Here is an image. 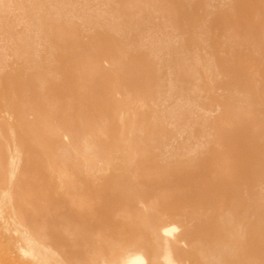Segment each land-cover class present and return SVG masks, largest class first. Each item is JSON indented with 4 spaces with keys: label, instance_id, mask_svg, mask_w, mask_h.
I'll use <instances>...</instances> for the list:
<instances>
[{
    "label": "bare ground",
    "instance_id": "bare-ground-1",
    "mask_svg": "<svg viewBox=\"0 0 264 264\" xmlns=\"http://www.w3.org/2000/svg\"><path fill=\"white\" fill-rule=\"evenodd\" d=\"M75 1L0 0V30L1 33L4 31V34L0 33V39L4 40L0 41L3 42L0 47L4 45L0 48L1 55L4 50V57H0V113L4 107L7 119L6 124L0 122V143H4L7 152L5 165L3 161L1 163L5 157L0 158V169L6 170L8 177V185L5 181L0 182V187H8L0 188V208L5 205L11 209L14 202L15 210L11 211L14 214L17 211L16 216L20 215L19 209L20 213L21 209L24 212L21 213L24 221H20L24 227L20 225L19 229L14 225L19 236L17 250L38 264H182L184 260L189 264H264V0H227V7L224 0L222 4L206 0L218 6V10L220 5L225 6L218 11L211 5L214 10H210L218 12L209 10L212 14L209 17L208 10L202 9L206 11L202 13L198 7L189 8L187 3L193 0L186 3V0H104L110 3L106 6L103 2L89 0L96 6L99 4L97 11L110 6L112 11L109 8L108 13L102 9L103 17L95 5L92 9L99 14L89 13L88 8L81 9L87 12L82 13L80 6L75 10L72 7V10L70 4ZM81 3L79 5L85 7L88 1ZM150 14L160 17L158 21L154 18V27L164 28L166 22V26L173 27L176 33L180 34L182 29L188 33L187 39L184 35L177 38L173 28L171 32L176 38L168 33L172 42L184 39V45L173 42L182 47L187 45L184 51L190 46L195 47L190 45L195 37L192 33L207 35L205 39H202L205 36L196 37L203 41L208 37V44L213 41L209 46L210 49L214 47V50L209 49L212 54L205 49H208L207 43L201 52L205 50L206 54H211L209 59L206 58L207 62L212 65L217 62L219 70L216 65V70L214 65L213 68L219 73L213 71V75L212 65L206 61V65L200 63V68L194 67L199 65L201 55L196 52L200 55L198 61L191 60L187 57L188 51H180L181 46L177 45L181 54L175 51L168 56L175 47L170 37L165 40L172 45H165V40L158 37L157 33L163 34L158 29L157 33L151 31L153 34L146 35L148 41L145 37L142 41L141 37L136 39L138 35H145L140 30L144 28L143 31L148 33L152 28L147 25L152 26L150 19L154 20ZM196 16L201 18L200 21ZM198 24L206 25L207 29ZM144 26L150 29L146 30ZM208 28H214L215 35ZM36 34L43 40L41 48L40 44L35 47ZM1 35L6 36L1 38ZM219 37L228 43L218 42ZM39 41L37 39L36 43ZM199 42L196 50L203 47ZM160 44L164 45V50ZM218 45L225 48V57L232 47L236 49L226 59L220 55L222 51ZM227 45L232 47L228 50ZM39 48L41 52L37 50ZM162 52L166 57L165 54L159 56ZM174 54H183L182 58L187 57L195 63L186 66L187 60L181 58L187 69L181 70L182 63ZM214 55H217L216 59ZM163 56L168 64L171 59L181 63V69L179 64V68L176 65L178 73L174 65L173 68L160 61ZM212 57L216 61L209 63ZM163 63L165 69L170 73L173 70L177 76L164 68L162 71L173 75L175 81H172L180 85L177 88L168 75L171 89L168 88L165 76L163 86L168 88H165L166 92L170 89V93H165L168 97L164 98L170 100L174 96L177 101L175 96L178 94L174 92L178 89L189 95L182 94L183 97L190 98L189 104L180 96L183 105L179 98L178 104V101L174 102L167 110L163 107L168 116L177 120V117L173 118L176 110L182 119L181 108H171L175 105L186 106L184 112L190 110L191 114L193 110L188 105L192 104L194 108L197 103H191V98L199 91L195 96L197 99H208L207 106L215 103L219 108L217 119L198 115L212 125V133L205 121L206 125L202 124L203 120L199 119L197 125L189 122L190 118L195 121L192 114H199L202 108L199 106L198 109L199 104L195 106L198 111L194 108L196 113L182 119L185 124L189 122L187 127L181 121L180 127L177 121L175 130L178 127L181 131L172 130V123L175 126L177 122H170L171 116L167 120V124H171L167 126L165 115L161 113L164 112L162 104L161 111L158 109L160 93L164 89L161 76L165 73H161L160 68ZM217 75L220 77H215ZM191 78L198 79L194 82L199 84H193L195 90L189 84ZM187 84L192 90L186 89ZM183 86L186 88L180 89ZM197 86H209V91L204 88L205 93L201 94L203 88L198 90ZM172 88L174 91L171 92ZM200 94L202 98H199ZM199 123L211 134L205 127L201 132ZM191 124L197 130L194 134L212 135L210 140L206 137L207 142L202 144L204 148L200 145L190 147L193 151L200 148L193 155L188 153L191 145L187 144L188 139L194 137ZM171 130L181 132V135L185 132L182 140H186V149L180 144V148L177 147L176 143L179 154L175 151L174 154L175 147L169 146L170 137L177 135L173 137ZM163 149H166V156ZM15 201L21 205H16ZM117 206L119 228L115 226ZM63 220L78 222L73 234L79 238H87V231L92 233L91 227L102 222L106 225L103 237L111 242L105 249L90 244L86 250L90 252V258L84 263L64 258L47 240L52 237L65 239L68 235L46 228L50 221ZM178 226L182 228L179 237L168 239ZM179 240L186 246L181 247ZM75 243L79 244L78 241Z\"/></svg>",
    "mask_w": 264,
    "mask_h": 264
},
{
    "label": "rangeland",
    "instance_id": "rangeland-1",
    "mask_svg": "<svg viewBox=\"0 0 264 264\" xmlns=\"http://www.w3.org/2000/svg\"><path fill=\"white\" fill-rule=\"evenodd\" d=\"M74 1H75V0H74ZM76 1H77V0H76ZM76 1H75V2H72V3L70 4V5H71V8L73 7L74 10H75V7H76V9H78L79 6H80V7H81L80 10H81V9H84V10H85L86 8H88L87 11H88L89 13H94L95 10L92 9V6L95 5L94 7H96V11H97V6H99V4H97V6H96V4L92 3V2H91L92 0H91V1H89V0H85V3H87V1H88L87 5H86L85 7H83V5H79V3L82 4L81 2H83V0H81V1L79 0V1H80L79 3H77ZM93 1H94V0H93ZM96 1H97L98 3H99V1H100V2H103V4H104L105 6H106V4H109V5H110V3H107V2H105L104 0H96ZM109 1H110V0H109ZM109 1H108V2H109ZM184 1H185V0H184ZM189 1H190V0H189ZM212 1H214V2H216V3H217V2L221 3L223 0H212ZM212 1H208V2H212ZM226 1H227V0H224L225 4H226ZM228 1H231V0H228ZM186 2H188V1L186 0L185 3H186ZM205 2H206V0H205V1H201V0H200L199 2H197L196 0H195V1L193 0V1H190V2L187 3L190 7H189L187 4H186V6H187V8L189 7L190 9H191V7H198V8L201 9V11H202V9H204V10H208L207 13H206V11H202V13L205 12L207 15L209 14V15L207 16V17H209L210 15H212V14L209 12V10L212 9V7H211L212 3L210 4V3H208V2H206V3H205ZM214 2H213V4H214ZM51 3H52V2H51ZM85 3H84V5H85ZM100 4H101V3H100ZM202 4H203L204 6H202ZM206 4H207V5H206ZM208 4H210V6H209ZM221 4H222V3H221ZM223 4H224V3H223ZM55 5H56V4H55ZM58 5H59V4H58ZM101 5H102V4H101ZM104 5H102V6H104ZM112 5H113V4H111V6H112ZM205 5H206V6H205ZM218 5H219V4H218ZM227 5H228V2H227V4H226V7H227ZM212 6H213V5H212ZM220 6H222V7L220 8ZM220 6H219V10H220V9H223V8L225 7V6L223 7V5H220ZM50 7H52V5L49 6L48 8H50ZM53 7H54V5H53ZM201 7H203V8H201ZM214 7H215V5L213 6V8H214ZM216 7H218V6H216ZM216 7H215V8H216ZM73 8H72V10H73ZM109 8H110V6H107L106 8L102 7L103 10H105V9L108 10L106 13L110 12V11H109ZM51 9H53V8H51ZM69 9H70V8H69ZM100 9H101V8H100ZM102 9H101V11L98 10L99 13H100V15H102V11H103ZM72 10H71V11H72ZM106 10H105V11H106ZM110 10L112 11L111 8H110ZM212 10H214V9H212ZM215 10H218V9L216 8ZM219 10H218V11H219ZM96 11H95V12H96ZM98 11H97V12H98ZM114 11H115V10H114ZM114 11H113V13H114ZM199 11H200V10H199ZM210 11H211V10H210ZM218 11H217V12H218ZM81 12H82V13H87L86 11L83 12L82 10H81ZM97 12H96V13H97ZM211 12H212V11H211ZM217 12H216V11H213L212 13H215V14H216ZM99 13H97V14H99ZM115 13H116V11H115ZM205 13H204V14H205ZM103 14H105V13H103ZM204 14H203V15H204ZM215 14H213V15H215ZM106 15L108 16V14H106ZM200 15H202V14L200 13ZM104 16H105V15H104ZM107 16H106V17H107ZM109 16H110V15H109ZM111 16H112V15H111ZM113 16H114V15H113ZM150 16L152 17V19H154V18L156 19V18H157L156 20L158 21V17H159V16H157V17H153L151 14H150ZM154 16H156V14H155ZM102 17H103V15H102ZM198 17H199V15H198ZM204 17L206 18V15H205ZM204 17H202V19H203ZM107 18H108V20H110L109 17H107ZM107 18H106V19H107ZM110 18H111V17H110ZM114 18H115V17H114ZM114 18H113V19H114ZM195 18H196V20L198 19L199 21H200V19H201V18H197V16H196ZM210 18H211V17H210ZM210 18H209V19H210ZM149 19H150V18H149ZM149 19L147 18V20H149ZM155 19L152 20V21H151V19H150V22L152 23V26H151V24H147L148 22L146 23V24L148 25V27H152V28L154 27V26H153V21L156 22ZM193 19H194V18H193ZM159 20H160V17H159ZM161 20H162V19H161ZM163 20H164V21H163ZM163 20H162V23L165 22V19H163ZM196 20H194V21H196ZM198 20H197V21H198ZM205 20H207V19H205ZM194 21H193V22H194ZM159 22L161 23V21H159ZM193 22L191 21V23H193ZM201 22H202V20H201ZM210 22H211V20H210ZM168 23H169V22H167V24H168ZM191 23H190V24H191ZM197 23H198V22H197ZM199 23H200V22H199ZM204 23H206V22H204ZM208 23H209V22H208ZM211 23H213V21H212ZM169 24H170V23H169ZM169 24H168V25H169ZM190 24H189V25H190ZM147 25H146V26H147ZM155 25H156V23H155ZM194 25H197L196 22L194 23ZM198 25H201V26H199V27H202V26H203V27H204V26L206 27L207 23H206V25H202V24H198ZM209 25H210V24H209ZM209 25H208V26H209ZM211 25H213V24H211ZM146 26H144V27H146ZM157 26H158V25H156V26H155L156 28L154 27L153 30H152V28L150 29V28H147V27H146V28H145L146 30H147V29H148V30L150 29L148 33H147V32H144V31H143L144 28H143V30H140L139 32H141L142 35H143V34H145V35H143V36L138 35L137 38H136V37H135V38H136V39H139V37H141V40H140V41H142V38L145 37V38H146V41H148L147 37H148V35H150L149 33H152L153 31H156V29H158ZM163 26H164V25H163ZM163 26H162V27H163ZM190 26H191V25H190ZM165 27L167 28V34L164 35V33L166 32V28H165ZM165 27H164L165 30H164V28H161V27H160L161 29H158V30H160V31L163 33V34H162V33H161V34H162L163 36H165L164 38H163L162 35L159 36V35H160V32L157 33V31H156L155 33L158 34V37H162V39H163L162 41H164L165 38H166V40H168L169 38H167V37H170V41L172 42L173 39H172L171 36L173 35V37H174V32H175L176 30H175L173 27H171V28L174 29V32H171V28H170L169 26H166V22H165ZM168 27H169V28H168ZM185 27H186V26H185ZM185 27L183 26L182 28H185ZM192 27H193V26H192ZM205 27H204V29H207V28H205ZM209 27H210V26H209ZM214 27L216 28L217 26L214 24ZM17 28H20V26L17 27ZM17 28H16V29H17ZM168 29H169L170 32L168 31ZM173 29H172V31H173ZM176 29H178V28H176ZM187 29H190V28H187ZM187 29L185 30L186 33H187ZM193 29H194V28H193ZM195 29L197 30L196 26H195ZM195 29H194L193 31H195ZM198 29H199V28H198ZM201 29H202V28H201ZM146 30H145V31H146ZM162 30H164V32H163ZM190 30H192V29H190ZM208 30H211V28H210V29L208 28ZM208 30H207V32L204 30V32H206L207 34L213 33V34L215 35V33H214L215 31L212 32V30H214V28H212V30L209 31L210 33L208 32ZM151 31H152V32H151ZM182 31H183V32H182ZM182 31H180V32L183 33V34H181V33L179 34V32H178V33L175 32L176 34H178V36H176V37H177V38H178V37L181 38L182 35H184L183 37H185V39H187V37H189V36L187 35L188 33L185 34V33H184V29H182ZM188 31H189V30H188ZM2 32H3V33H1V30H0V33H1V34H4V31H3V30H2ZM196 32H198V31H196ZM196 32H195V33H196ZM202 32H203V30H202ZM168 33H169V34L171 33V34H170L171 36H170ZM138 34H139V33H138ZM152 34H153V33H152ZM192 34H193L192 36L195 35V37H194V39H193L194 41H192V44H190V45H193V46H195V47L197 48L198 46H196V44H198V42H199V40H200L201 42H199V44H201V43L203 44V47L199 45V46H200V49H201V48L204 49V47L207 46L205 43L208 44V41H209V40H208V37H207L206 41L204 40L205 42H204L202 39H205L207 35L205 36V34L202 35L201 33H200V35H199V34H194V33H192ZM213 34H211V35L214 37ZM38 35H39V34H38ZM38 35L36 34L35 37H37ZM146 35H147V37H146ZM189 35H191V34H189ZM196 35H199V36H201V37H202V36H205V37H203V38L201 39L200 37H196ZM1 36H2L1 38H3V37H5L6 35H4V36L1 35ZM155 36H156V34H155ZM186 36H187V37H186ZM192 36H191V37H192ZM208 36L210 37V35H208ZM38 37H39V36H38ZM38 37H37V39H38V40L40 39V41H39L40 43H39V42L36 43L37 39L35 38V40H36V41H35V47H38V45L40 44L39 47L41 48V47H42L41 45H43V43H41V41L43 42V40L41 39V36H40L39 38H38ZM150 37H151V36H150ZM176 37H174V38H176ZM213 37H212V38H213ZM216 37H217V36H216ZM145 38H143V40H145ZM180 38H179V39H180ZM192 38H193V37H192ZM195 38H197V41H196V42H195ZM210 38H211V37H210ZM219 38H220V37H219ZM136 39H135V40H136ZM153 39H155L156 41L159 40V39L154 38V36H153ZM153 39L150 38V41L153 40ZM216 39H218V37H217ZM1 40H3V39H0V41H1ZM166 40L164 41L165 45H167V43H170V45H172L170 41L167 42ZM213 40H214V38H213ZM3 41H4V40H3ZM156 41H155V42L153 41V42L156 43ZM174 41L177 42V43L181 42V40L178 41V39H177V40L174 39ZM174 41H173V42H174ZM183 41H184V39L182 40V42H181L180 44H183ZM202 41H203L204 43H203ZM221 41H222V43H223V42H224V43L227 42V41L225 42L224 39L221 40V38H220V41H218V42L221 43ZM5 42H6V41H5ZM173 42H172V43H173ZM212 42H213V41H212ZM212 42H211V44L209 43L210 45L208 44V46H207L208 49L205 48L207 51L210 49L209 46H212ZM215 42H216V40H214V43H213V44H215ZM218 42H217V43H218ZM2 43H3V42H0V44H2ZM150 43H151V42H150ZM157 43H159V42H157ZM160 43H161V42H160ZM164 43H163V44H164ZM177 43H173V45H172L173 48L175 47V49L171 48L172 46H171V47H168V48L174 50V51H170L171 53L168 52V53H167L168 56L171 57V55H169V54L175 53V51H176V53H177V51H179V50H178V49H179V48H178L179 45H178ZM193 43H194V44H193ZM217 43H216V44H217ZM227 43H228V42H227ZM36 44H38V45L36 46ZM151 44H153V43H151ZM163 44H160V47H161ZM184 44H185V42H184ZM184 44H183V45H184ZM218 44H219V43H218ZM177 45H178V46H177ZM204 45H205V46H204ZM221 45H222V44H221ZM224 45H225V44H224ZM1 46H2V45H1ZM163 46H164V45H163ZM163 46H162L161 48H163ZM167 46H169V44H168ZM176 46H177V47H176ZM180 46H181V47H180ZM180 46H179V47H180V51H181V50H182V52H187V51H188V53H187L188 56H187V57H188V58L191 57V58H189V59H191V60H193V59L195 60V59H196V60L198 61L199 56L201 55V56H200V60H199V65H198V66L194 65V67H196V68H200L199 66H200L201 64H204V63H205V65H206V62L208 61L207 59H209V58H207V57L211 56V54H212V52H211L210 50H212V49L214 48V47H213V48H211V49L209 50V52H211V54H210V53L206 54L207 52H205V50H204L205 54L207 55V56H206V55L204 54V52H203V53L201 52V51H203L202 49H201V50H199V49L196 50L195 47H192V46L189 47V45H188V47H189L190 49L188 48V50H185V51H184L183 49H184V47H186L187 45L184 46V47H182V45H180ZM222 46H223V45H222ZM3 47H4V45H3ZM3 47H2V48L0 47V48L3 49ZM191 47L194 48V50H196V51H194V50H193V51H189V50H192ZM215 47H216V46H215ZM217 47H219V51H220V52H221V51L223 52V53L221 52V54H220L219 51H218V53H219L221 56H223L224 58L227 57L226 59H228V54H229V58H230V54L233 52L232 50H235V49H236V48L232 49V48H233L232 46L227 45L228 50L230 49L229 47H232V48H231V50H230L231 53H230L229 51H227L228 54H227V56L225 57V54H224L225 51L223 50V49H225V48L220 47L219 45H218ZM225 47H226V46H225ZM40 48L37 49L39 52H41V51H40ZM177 48H178V49H177ZM181 48H182V49H181ZM220 48H222V50H220ZM35 49H36V48H35ZM170 49H168V50H170ZM186 49H187V47H186ZM37 50H36V52H37ZM163 50H164V48H163ZM163 50H162V51H163ZM213 50H214V49H213ZM215 50H217V49H215ZM3 51H4V50H3ZM3 51H2V55H1V53H0V57H4V56H3V54H4ZM165 51H167V50H165ZM165 51H164V52H165ZM180 51L178 52V54L180 53ZM198 51H199V52H198ZM160 52H161V51H159V53H160ZM164 52H162L163 54H159V56L165 54V57H166V53H164ZM182 52H181V53H182ZM196 52L199 53L200 55H198ZM227 52H226V53H227ZM181 53H180V54H181ZM194 53H195L198 57H197ZM201 53H202L203 55H205L204 58H203V55H202ZM213 53H214V52H213ZM183 54L185 55V53H183ZM183 54L180 55L181 57H180V56H177V54H176V55L174 54V55H175V58H178V61L180 60L182 64L179 63L180 61H179V62L177 61V62H178V63H177L175 59H173V60H174L176 63L173 62L172 59L169 58V57H168V58L171 59V61H168V58H167V61L169 62V64H168V63H166V61H164V60L166 59L164 56L161 57V59H163V60H160V61H163L166 65H167V64H168V65H171L173 68H174V66L176 67L177 64H179V66H180V64L183 66V64L187 62L186 66H188L189 64L193 65V64L195 63L194 61L191 62V60H190V61L187 60V57L182 58ZM189 54H190V56H189ZM215 54H216V53H215ZM219 54H218V55H219ZM223 54H224V55H223ZM172 55H173V54H172ZM220 55H219V56H220ZM176 56H177V57H176ZM192 56H193V57H192ZM194 56H195V57H194ZM212 56H213V55H212ZM214 56H215V59H216V56H217V55H214ZM221 56H220V57H221ZM179 57H180V59H179ZM223 57H221V58H223ZM159 58H160V57H159ZM164 58H165V59H164ZM172 58H174V56H173ZM181 58H182V60H185V61L187 60V61H186V62H184V61L182 62ZM206 58H207V59H206ZM212 58H213V57H212ZM204 59H205V60H204ZM213 59H214V58H213ZM213 59H211V61H209V63H210V62L212 63V61H213V63H214V62L216 61L215 59H214V60H213ZM201 60H204V61L202 62ZM160 61H159V62H160ZM205 61H206V62H205ZM172 62H173V63H172ZM188 62H190V63H188ZM164 63H163V65H160L161 71H162V68L165 69V67H166V65H165ZM200 63H201V64H200ZM161 64H162V63H161ZM196 64H198V63L196 62ZM207 64H208V62H207ZM216 64H217V62L215 63V65H216ZM173 65H174V66H173ZM191 65H190V66H191ZM208 65L210 66V65H212V64H208ZM213 65H214V64H213ZM213 65H212V68H210V70L212 69V70H211V73L214 71ZM215 65H214V67H215ZM161 66H163V67H161ZM177 66H178V65H177ZM179 66H178V68H179ZM186 66H183L182 69H181V66H180L179 69H181V70H183L184 68L186 69ZM190 66H189V67H190ZM189 67H188V71H191V69L189 70ZM192 67H193V66H192ZM216 67H217V69L219 70V68H218L217 65H216ZM216 67H215V70H216ZM166 68H167V67H166ZM168 68H171V67L169 66ZM176 69H177V67H176L174 70H175L176 73H178L179 71L176 70ZM165 70H168V69H165ZM165 70H163V71L161 72V73H165V74H163V75L161 76V79L163 80L164 77L166 76L165 79H166V81H167V78H168V75H169V74L166 75V71H165ZM186 70H187V69H186ZM193 70H195V69H193ZM218 70H217V71H218ZM217 71H214L215 74H216V73H217V74L219 73V71H218V72H217ZM167 72L170 73V70H168ZM175 72L173 73V70H172L170 74H173L174 77H175V75L177 76V74H175ZM214 72H213V75H214ZM161 73H160V74H161ZM196 73H198V72H195V73H194V74L197 76L199 73H198V74H196ZM179 74H180V73H179ZM189 74H190V73H189ZM173 75H171V76L169 75V77H170V79H171V82L174 84L175 82H173V81H175V80H174ZM210 75H211V74H210ZM193 76H194V75H193ZM171 77H173V78H171ZM211 77H213V76L211 75ZM215 77H220V76L217 75V76H215ZM193 78H194V77H193ZM198 78H200V75H198ZM165 79L163 80V82H162V80H161L162 87L164 88L163 91L165 90V91H164V95H163V97H162V93H163V91L161 90V92H162V93H160L161 99L158 100V101H160V102L158 103V102L156 101V102L159 104L158 109H160V111H161V107H162V110H164V108H166V110H167V109H169L170 106H173V105H174L173 103H174V102H177L179 98H180V100H181V98H182L184 95H185V96L187 95V94H184V90H183L182 88H184L185 86H186V87L189 86V84H190V85L192 84L191 87L194 89V86H195V85L193 86V84H195V83L199 84L198 82H194V81H198V79L193 80V79L191 78V81H192V82L190 81L189 84H187V85L181 87L180 89H182L183 92H179V89H178V90H176V89L179 88L180 85H177V83H175L178 87L175 88V87L173 86V87H174V90H176L174 93H175V95L178 94L179 97H178V95L175 96V97L178 98L177 101H176V99L173 98L174 96H171V99H170L171 101H170L168 98H164V97L167 95V94L165 95V93H168V92L170 93V89H171V87L169 86L170 84H168V83H169L168 81H169L170 79L168 78L169 80L167 81V83H166ZM172 80H173V81H172ZM200 80H201V79H200ZM200 80H199V81H200ZM176 81L179 83L178 80H176ZM164 82L167 84V87L170 88L169 91H167V92H166V90H167L168 88H167L165 85H164L165 87L163 86V83H164ZM187 83H188V82H187ZM185 84H186V83H185ZM171 85H172V84H171ZM181 86H182V85H181ZM186 87H185V88H186ZM191 87L189 86V87H187L186 89H190ZM197 87H198V86H197ZM165 88H167V89H165ZM185 88H184V89H185ZM192 88H191V90H192ZM202 88H203V87H198V90H199V89L202 90ZM204 88H205V90H208V91H209V89H207V88H209V86H208V87H204ZM204 88H203V91H204V92L202 91V93H201V90H200V93H201V94L205 93ZM160 89H162V88H160ZM174 90H173V88H172L171 92L174 91ZM182 90H181V91H182ZM194 90H195V89H194ZM194 90H193V91H194ZM186 91H187V90H185V92H186ZM215 91H217V90H215ZM219 91H220V89H219L217 92H219ZM177 92H178V93H177ZM191 92H192V91H187V93H191ZM196 92H197V90L194 92V94H195ZM198 92H199V91H198ZM198 92L195 94V96H196V95L198 96V94H199ZM169 93H168V95H169ZM174 93H173V94H174ZM179 93H180L181 95H180ZM207 93H208V92H207ZM173 94L171 93L170 95H173ZM182 94H183V96H182ZM201 94H200V97H199V98H202V97H203V95H202V97H201ZM168 95H167L166 97H168ZM192 95H193V93H192ZM204 95H205V94H204ZM208 95H209V94H207V95L205 96L206 99L208 98ZM160 96H158V98H160ZM180 96H182V97H180ZM188 96H189V95H188ZM188 96H186V97H188ZM195 96H194V98H193V97L191 98V103L194 102V101H196V103H197L196 105H194V108H196L198 104H199V105H198V109H200L199 106L202 107V108L205 106V108H206V109L203 108L204 110H202V108H201V109H200L201 111H200V110L198 111V109L196 108V111H198L199 114H192V112H193V113H196V112H195L194 108H192V106H191L192 104L188 105L189 107H191V110H193V111L191 112V114H192L191 117H192V119L195 117V118H194L195 121H192L191 118L189 117V115H191V114H189L190 110H188V109H190V108L187 109V110H188V111H187L188 113L186 112V110H185V112H186V113H185V112H184V109L186 108V106H184V107L182 106V105H183V102H184V101L182 102V100H185V101H186L185 103H186V104H189V102H190L189 99H190V98L183 97L182 100L180 101V102L182 103V105H181V103H180L179 105H181V106L183 107V109H182V107H179L178 105H175V107H171V108H174V109H176V108H177V109H178V108H181L182 111H180V109H179V114L182 115L181 118H182L183 120H186L187 118H190L189 122L191 121L192 123H195V125H197L196 122H199L198 120L201 118V117L198 116V115H200V113H201V115L203 114L204 118H205V117H208V118H210V117L214 118V117H215V118L217 119V118H218L217 113L219 112V108L216 107L217 105H215V103H212L211 105L208 104V106H207V105H206V104H207L206 101H207L208 99H207V100L197 99L198 97L196 98ZM162 98H163V99H162ZM167 99H168L169 101H168ZM204 99H205V98H204ZM161 100H162V101H163V100H166V101H165V102H164V101L161 102ZM187 100L189 101L188 103H187ZM169 102H170V103H169ZM164 103H165V104H164ZM178 103H179V101H178L176 104H178ZM185 103H184V104H185ZM194 103H195V102H194ZM194 103H193V104H194ZM161 104H162V105H161ZM171 104H172V105H171ZM186 104H185V105H186ZM160 105H161V107H160ZM165 105H167L168 107H165ZM169 105H170V106H169ZM195 106H196V107H195ZM163 107H164V108H163ZM156 108H157V107H156ZM171 108H170V110H171V112H172V109H171ZM174 109H173V110H174ZM4 110H5V108L2 107V108H1V111H2V112L0 113V122L3 123V124H6V123H7V119H6L5 115H4ZM166 110H164V112H161V113H163V114L165 115V122H166V124H167V120L169 121V118H168V117L171 116V115L168 116V114H167L168 112H167ZM170 110H169V111H170ZM216 110H217V111H216ZM165 111H166V112H165ZM175 111H176V110H174V113L176 114V116H175V114H174V115H173V116H174L173 118L177 117V120H176V118H175V120H176V122L178 121V122L180 123L179 126L181 125V122H183V123L185 124V122H184L182 119H180V117H178V112H177V111L175 112ZM206 111H207V112H206ZM182 113H183V114H182ZM206 113H207V115H206ZM171 114H172V113H171ZM185 114H186V115H185ZM188 114H189V115H188ZM2 115H3V116H2ZM183 115H185V117H184L185 119L183 118ZM193 115H194V116H193ZM201 115H200V116H201ZM218 115H219V114H218ZM179 116H180V115H179ZM196 116H197V117H196ZM2 117H3V118L5 117V119H3ZM186 117H187V118H186ZM166 118H167V119H166ZM196 118H197V121H196ZM204 118H202L203 121H202L201 119H200V120L203 122V123H202L203 125H206V124H205V122H206V123H207V127H209V130H210V128L212 127V125L209 126V125H210L209 122H207V120H204ZM2 119H3V120H2ZM171 119H172V116H171ZM171 119H170V122H171V121H173V122L175 121L174 119H172V120H171ZM179 119H180V120H179ZM194 119H193V120H194ZM206 119H207V118H206ZM216 119H214V120H216ZM180 121H181V122H180ZM204 121H205V122H204ZM208 121H210V120H208ZM176 122H174V123H176ZM178 122L176 123L175 126H173V123H172V130H173V129H174V130L176 129V126L178 125ZM189 122H187V123L189 124ZM191 122H190V123H191ZM183 123H182V124H183ZM187 123H186V124H187ZM200 123H201V122H200ZM200 123H199V125L201 126L202 124H200ZM169 124H171V123L168 122V124H167L168 127H169ZM186 124H185V125H186ZM185 125H184V126H185ZM195 125H194V126H195ZM199 125H198V126H199ZM203 125H202L201 127H200V126H199V127L202 128ZM170 126H171V125H170ZM187 126H188V125H186V127H187ZM192 126H193V125L191 124V127H192ZM173 127H175V128H173ZM180 127H182V125H181ZM186 127H185V132H187V133H186V136H185V137L188 138L189 133H188V129H187ZM189 127H190V126H189ZM195 127H196V126H195ZM204 127H205V126H204ZM204 127H203V128H204ZM192 128H194V127H192ZM197 128H198V127H197ZM203 128L200 129L201 132H204V129H203ZM205 128H206V127H205ZM177 129L179 130L178 127H177ZM181 129H182V128H181ZM172 130H171V134L173 135V137L175 136V134L178 135V133H180V134H179L180 136H179V135H178V136L176 135L177 138L174 137V138H176V140H174V138H172V137L169 136V137L171 138V140H170V141H171V145H169V146H170V147L173 146V147L176 148V143H177V147H179V144H180V147H181V145H184V146H183V148H184V147L186 146V144H185V143H186V142H185L186 140L183 141V140H184L183 137H184L185 132L182 131V132H184V133L181 135V132L173 133ZM178 130H175V131H178ZM183 130H184V128H183ZM190 130H191V128H190ZM198 130H199V129H198ZM202 130H203V131H202ZM207 130H208V128H206L205 131H207ZM209 130L207 131L208 133H210ZM179 131H181V130H179ZM194 131H197V130L194 128V129H192V131H191L192 134L190 133L191 135H194V137L191 136L190 140L188 139V141H187V144L191 145V146H189V149H190V147H191V148H194V147H196L197 145L203 146L202 144H203L205 141L207 142V138H206V137L212 136V135H209V136H205V137H204V133H201V134H202V136H201V135H199V133H198V135H197L196 132H195V134H196V136H195V134L193 133ZM200 131H199V132H200ZM210 131H211V130H210ZM211 133H212V131H211ZM211 133H210V134H211ZM200 136H201V137H200ZM170 138H168V140H169ZM182 138H183V140H182ZM187 138H186V139H187ZM204 138H205L206 140H205ZM172 140H173V141H172ZM179 140H181L183 143L180 142ZM209 140H210V137H209ZM209 140H208V141H209ZM165 141H166L165 143L169 144V143H168L169 141H168V142H167V140H165ZM179 142H180V143H179ZM174 143H175V144H174ZM195 144H196V145H195ZM206 144H207V143H206ZM165 145H166V144H165ZM204 146H205V145H204ZM204 146H203V148H204ZM180 147H179V148H180ZM198 147H199V146H198ZM0 148L3 149V150H2V149L0 150V158L2 159L3 156L5 157V158H3V159L1 160V163L4 162L3 164L5 165V164H6L5 161L7 160V152H6L5 148H4V143H3V142L0 143ZM164 148H165V146H164ZM166 148H167V150L169 149V148H168V145L166 146ZM171 148H172V147H171ZM175 148H173L174 150L170 149L169 151L172 150L173 152L175 151V152L177 153V148H176V149H175ZM183 148H181V151H182ZM187 148H188V147H187ZM203 148H202V149H203ZM185 149H186V147H185ZM185 149H184V150H185ZM189 149H188V153H189L190 155L196 154L198 151H200V148L197 149V151H196V150L193 151V150L190 149L191 152H189ZM195 149H196V148H195ZM178 150H179V149H178ZM169 151L167 152V154L169 153ZM179 151H180V150H179ZM179 151H178L177 154H179ZM185 151H187V150H185ZM163 152H164V154H165V156H166V153H165V152H166V149H165V150L163 149ZM173 152H171V154H172ZM175 152H174V154H176ZM194 152H196V153H194ZM180 153H181V152H180ZM182 153H183V151H182ZM191 153H192V154H191ZM174 154H172V155H174ZM186 154H187V153H186ZM2 155H3V156H2ZM187 155H188V154H187ZM168 156H169V155H168ZM2 161H3V162H2ZM6 162H7V161H6ZM6 172H7V171L4 170V169H2V168L0 169V180H1L2 178L4 179V180H1L0 182L2 183V181H5L4 183H5L6 185H8V183H7L8 177L6 176V175H7ZM3 173H4V176H2ZM97 178H98V176H97ZM1 183H0V184H1ZM6 185H3L2 187H6L5 189H7L8 187H7ZM2 187H0L1 190L4 189V188L2 189ZM5 189H4V190H5ZM15 202H16V205H17V203L19 204L18 201H15ZM14 205H15L14 202H12V203H11V209H10V207H7V206H5V205H2L1 208H0V264H8V263H9V264H38L36 261H34L33 259H31L28 255L22 254L21 252H19V250H17V248H18V244H19V242H18V241H19V236H18V233H17L16 230H15V227H16V225H17V227H19V229H20V225H21V228H23L25 224H24V223L22 224V223L20 222V221L23 220V216H22L21 213H24V212H22V209H21V213H20V209L16 207L17 209H19V214H20V215H18V216H16V215L18 214L17 211H15L16 214H14V211H11V210H15V206H14ZM19 205H21V204H19ZM20 207H22V206H20ZM24 208H25V207H24ZM115 211H117V213H116V214H117V217H116V218H117V219H116V222H117V223H116L115 226H116L117 228H119V206H117V207L115 208ZM12 212H13V215H12ZM8 213H9V215H8ZM13 216H14V217H13ZM18 217H19V218H18ZM15 219H16V220H15ZM17 221H18V222H17ZM23 221H24V220H23ZM23 221H22V222H23ZM13 223H16V224H13ZM10 224H11V225H10ZM61 224H62V225H61ZM14 225H15V227H14ZM22 225H23V227H22ZM105 226H106V225L103 224L102 222H97L96 224H94V225L91 227V229L93 230V231H91L92 233H90V232L87 231V238H86L85 236H84V238H83V237H82V238H79V237L74 236V234H73V233L76 231V229L78 228V222L71 221V220H63V221H61V222L53 223V222L50 221V222H48V223L46 224V228H47L48 230H52V229H54V230H58L59 232H65V233L68 235V237H66L65 239H58V238H53V237H52V238H49L47 241H48L49 244H50V245H51V246L57 251V254H59L60 256H62V257H64V258H67V259H69L68 257H70V260H72V261H73V259H78V261H81V263H84L85 261H87L88 258H90V255H89L90 252H88V253L86 252V250L88 249V246H89L90 244H92V245H93L94 247H96V248L98 247V248H102V249H105V248L110 244L111 241L108 242V241L105 239V237H103V233H104L103 230H104ZM72 227H73V229H72ZM93 227H94V228H93ZM181 231H182V228H181L180 226H178L177 229L175 230L174 234H173L172 236H168V239L173 240V239H175V238H178V237H179L178 235L181 233ZM88 233H90V234H88ZM2 235H3L4 237H3ZM91 235H92V236H91ZM93 235H94V236H93ZM96 235H97V236H96ZM12 237H13V238H12ZM172 238H173V239H172ZM7 241H8V242H7ZM12 241L15 242V245L13 244ZM77 241H78L79 244L75 243V242H77ZM7 243H8V244H7ZM73 243H75V244H73ZM9 244H10V245H9ZM178 244H179L181 247H185V246H186V243H185L184 241H182V240H179V241H178ZM71 245H72V246H71ZM79 245H81V246H79ZM10 247H11V248H10ZM61 247H63V248H61ZM63 251H64V252H63ZM12 254H13V255H12ZM62 254H63V255H62ZM182 264H189V263L186 262V261L184 260V261L182 262Z\"/></svg>",
    "mask_w": 264,
    "mask_h": 264
}]
</instances>
